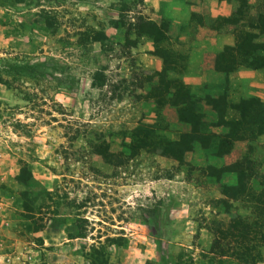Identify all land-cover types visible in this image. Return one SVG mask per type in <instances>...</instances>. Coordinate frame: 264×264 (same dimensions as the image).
<instances>
[{"label": "rangeland", "instance_id": "1", "mask_svg": "<svg viewBox=\"0 0 264 264\" xmlns=\"http://www.w3.org/2000/svg\"><path fill=\"white\" fill-rule=\"evenodd\" d=\"M144 8L143 0H0V223L10 221L16 234L1 236L0 264H210L209 225L229 219L213 206L223 196L218 172L233 182L249 158L257 200L264 196V132L255 145L233 142L221 157L199 146L183 162L143 148L130 154L121 130L155 117L142 73L154 70L139 61V38L135 47L126 43ZM133 71L139 79L125 92L122 80ZM95 73L104 85H93ZM227 89L226 117H236L231 103L264 94V86L231 80ZM201 104L209 121L223 107L216 98ZM167 105L165 132L177 138L190 127L167 119ZM253 200L232 201V211L263 220L264 205ZM46 225L80 237L77 247L73 241L56 260L44 251L29 258ZM263 246L255 264H264Z\"/></svg>", "mask_w": 264, "mask_h": 264}, {"label": "trees", "instance_id": "2", "mask_svg": "<svg viewBox=\"0 0 264 264\" xmlns=\"http://www.w3.org/2000/svg\"><path fill=\"white\" fill-rule=\"evenodd\" d=\"M133 19L134 22L130 23L129 30H133L136 37L132 40L126 36L127 46L135 47L137 39L143 34L154 35L155 41H158L159 38L154 34V27L150 21H145L139 14ZM162 24L166 27L168 19L163 18ZM262 28L264 29V20ZM253 37L252 34L239 33L236 46L233 49H225L216 58L215 69L224 74V79L198 87L197 93L175 76L177 69L175 56L162 52L165 58L162 70H154L149 74L146 71L142 72L145 80L151 82V90L149 93L146 92V96L153 101L155 116L153 121L148 122L141 118L131 128L121 130L125 133L122 138L129 139L126 146L129 147L130 154L136 155L139 148H143L183 162L185 153L199 146L206 154L221 157L230 153L233 142L254 141L259 134L263 133L264 103L258 97H241L238 102L230 104L236 117L225 115V110L229 106L226 99L229 73L241 64L255 68L264 67V56L257 53L261 46L253 41ZM129 77H131L130 81L122 80V83L126 85L123 89L125 92L128 91L126 88L128 84L132 86L133 82L138 81L139 72L133 71ZM103 79L104 76L101 73H95L93 85H104ZM214 98L221 101L223 107L215 114V119L209 121L206 119L201 102L203 105L210 104ZM244 102L249 104L243 106ZM166 104L175 106L178 121L190 127L188 131L179 132L177 138L165 132L168 123L162 110ZM261 113L262 122L258 120ZM218 126L226 127L227 131L225 133L212 131ZM221 174L219 171L217 181L220 183L223 196L214 199L213 206L222 209L229 219L218 220L214 217L209 225V230L213 234L209 253L217 259L216 263H212L214 257H210L209 262L210 264H255L260 258L259 246L264 243V219L260 221L259 216H253L251 219L248 215L232 211V201H237L241 197L254 198L255 203L260 202L264 205V196L257 200V189L252 184V179H256L255 167L249 158H245V162L235 172L236 179H232L233 182L225 181ZM23 183L26 185L25 181ZM259 184L264 189V182H258Z\"/></svg>", "mask_w": 264, "mask_h": 264}, {"label": "crops", "instance_id": "3", "mask_svg": "<svg viewBox=\"0 0 264 264\" xmlns=\"http://www.w3.org/2000/svg\"><path fill=\"white\" fill-rule=\"evenodd\" d=\"M143 2L145 8L139 12V16L151 22L154 34L159 38L155 41L154 35L139 36L136 50L139 52V61L143 67L155 71L162 70L165 64L162 52H167L175 56V67L182 68L178 76L183 83L191 87L203 86L224 75L215 69L216 58L225 49H233L236 46L239 33L252 34L253 41L261 46L257 53L264 56L262 28L264 0H143ZM163 18L168 19L166 27L162 24ZM228 76L231 82H242L255 87L264 86V67L255 68L241 64ZM254 96L264 102V94L256 92ZM164 109L167 119L172 122L178 121L175 106L167 105ZM263 135L264 133L259 136ZM259 136L254 141L244 140V143L255 145ZM8 225H11L10 221H6V225L0 223V242L2 235L8 237L16 235L14 230L7 229ZM62 233L63 229L55 231L46 225L38 231V234L43 236L44 243L28 252V257L36 259L37 255L44 251L47 259L62 258V251L71 247L74 241ZM52 234L60 240L51 243L49 240ZM78 238L80 237H76L75 241ZM110 247L113 249V245ZM261 251L264 255V246ZM108 262L124 264L122 258L116 262L110 259Z\"/></svg>", "mask_w": 264, "mask_h": 264}]
</instances>
